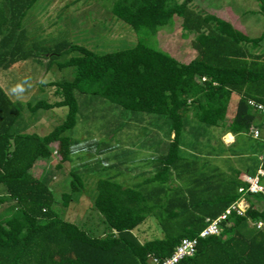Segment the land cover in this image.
<instances>
[{
    "label": "trees",
    "instance_id": "16d2710c",
    "mask_svg": "<svg viewBox=\"0 0 264 264\" xmlns=\"http://www.w3.org/2000/svg\"><path fill=\"white\" fill-rule=\"evenodd\" d=\"M38 1L0 0L1 72L36 56L29 48L24 20ZM194 1L113 0L111 9L135 31L146 30L151 35L158 36L180 23L183 37H194L191 49L195 56L187 64L141 42L131 49L101 55L65 41L55 47L53 56L77 54L58 66L73 68L75 73L71 81L44 85L43 91L46 87L53 90L55 101L25 107L0 85V264H150V256L165 260L183 240L194 239L199 240L196 255L180 264H264V210L253 202H264V194H247L249 210L244 216L233 212L222 224L221 236L199 239L209 221L242 199L240 190L247 191L249 185L236 167L226 172L224 166L205 163L182 148L189 126L211 132L222 128L236 142L250 137L259 147L246 157L254 164L247 176L264 171V141L250 136L261 116L249 105L254 101L264 106V31L252 38L238 22L223 19L216 10L197 13L191 8ZM256 2L259 9L254 12L264 18V0ZM53 60L47 62L49 69ZM76 93L99 97L132 113L162 117L166 135L174 137L163 150H159L163 143L156 145L144 161L146 171L131 169L137 162L132 148L116 153L111 142L93 151L100 158L93 169L89 157L94 155H84L100 143L91 142L81 155L78 142L68 135L76 128L80 113ZM234 96L239 101L228 122ZM25 109L30 119L40 110L65 109V119L40 136L27 132L31 123L24 117ZM213 136L216 138L214 133L206 141ZM195 140L199 141V135ZM258 154H262L261 160ZM53 159L59 169L75 166L69 171V192L62 194L61 201L52 189L49 171L41 177L32 173L37 162ZM79 159L83 163L75 165ZM94 171L109 175L97 181L91 207L105 230L96 236L64 220L57 211L58 205L67 209L75 194L85 192L83 175ZM128 171L137 172L139 180H123ZM260 183L264 187V177ZM149 218L157 221L155 229L161 230L162 237L141 242L135 232L140 233Z\"/></svg>",
    "mask_w": 264,
    "mask_h": 264
},
{
    "label": "rangeland",
    "instance_id": "374dc122",
    "mask_svg": "<svg viewBox=\"0 0 264 264\" xmlns=\"http://www.w3.org/2000/svg\"><path fill=\"white\" fill-rule=\"evenodd\" d=\"M178 1L182 3L185 0ZM113 4V0H39L28 12L24 20V28L28 32L29 48L42 59V62L35 56L9 72L0 71L1 87L11 99H19L18 101L25 107L28 103L36 104L42 100L55 101L52 95L53 90L46 87L43 91L44 85L71 81L75 73L73 68L61 69L58 66L77 54L53 56L57 54L55 47L65 41L101 55L131 49L141 42L173 55L181 63L187 64L194 58L195 55L191 49L194 37L184 38L180 23L176 22L171 28L163 29L158 36L151 35L146 30L135 31L112 14ZM191 8L204 15L210 10L212 12L216 10L215 13L223 19L232 23L239 22V26L241 25L252 38L259 37L264 31V18L255 13L259 9L256 0H195ZM236 18L239 20L237 21ZM49 59H54L50 69L47 65ZM76 96L80 107L78 123L68 135L78 142L77 148L80 154L81 150L87 148L91 142L100 143L98 147H90L92 152L85 153V157L94 155L95 150H101L105 142H111L116 147V153L125 152L129 146L136 154L135 159L137 158V162L131 166V169L135 167L137 170L146 171L148 167H145L144 161L149 156L150 150L155 147L151 145L152 142L156 137L160 139L163 145L159 150H163L164 144L170 140L166 135L167 126L162 117L132 113L95 96L79 93H76ZM237 100V98L232 100L228 114H234ZM65 113V109L49 112L40 110L37 115L31 117L36 124L28 133L42 136L49 134L53 128L64 121ZM23 114L25 118L30 119L26 109ZM246 142L251 146L255 145L250 137L246 139ZM261 148H264L263 145ZM89 159L92 168L99 166V157L94 155V158L90 156ZM75 161L77 163L75 165L83 163L80 159ZM55 164V159L50 162L39 161L32 173L35 177H41L49 171L52 189L61 201L62 194L69 192L71 182L69 171L75 166L67 164L59 169L55 167ZM123 166L128 169L127 166ZM232 167L234 168V165L224 166L223 169ZM94 172L97 174L96 171ZM109 173L111 175L114 171ZM95 174L83 175L85 192L75 194L67 209L58 205L57 211L64 220L83 227L96 236L101 235L105 230L100 223V218L92 212L91 207L96 197L97 181L107 179L109 175ZM253 202L258 210H264V202L256 200ZM147 225H151V228H146ZM157 225L156 220L149 218L141 225V232L136 231L135 234L141 242L161 238V230L155 229Z\"/></svg>",
    "mask_w": 264,
    "mask_h": 264
},
{
    "label": "crops",
    "instance_id": "0c3cea01",
    "mask_svg": "<svg viewBox=\"0 0 264 264\" xmlns=\"http://www.w3.org/2000/svg\"><path fill=\"white\" fill-rule=\"evenodd\" d=\"M240 27L242 26L240 25ZM234 98L238 99L237 100V103H238L239 97L234 96ZM237 103L235 105L234 114L228 115L229 116L228 122H230L235 115ZM32 118L30 119L31 127L29 128V130H31L36 124L33 122L34 120H32ZM29 130L27 132H29ZM188 130L189 132L187 133L185 140H184L185 141L184 144H186V146L185 145L182 146L183 150L185 149V151H188L189 153L197 156L198 158H201L202 160L205 161V163H208L209 161L213 165L219 164L220 166H226V167L234 165V167H236L237 170L243 171L242 176H241L242 180H243V177L247 175V170L254 168V164L252 160L249 161V159L246 157H249L250 155H254L255 153L254 151H256V153L257 151H259V147L256 144L251 146L248 142H246L245 138H243V140L239 142H236L237 139L230 133H223L222 128L215 129L213 132H211V131H206L199 126L192 125V126H189ZM189 133L191 134V136ZM214 133L216 136V138L213 136L215 140H213L214 139L213 138L210 141H206L207 137H209L210 135H214ZM198 135H199V141L195 140V137H198ZM173 137H174L173 135L168 136V139L170 140L167 141L166 143H169L173 139ZM216 140H218V144H216ZM157 142L158 143L153 144V145L156 146L157 144H159L160 139L157 140ZM217 146H218V149L216 148ZM213 148H216V150H214ZM155 149H157V146L153 147L152 151L149 152V155L153 154V151H155ZM225 149L234 150L237 153H235V155L229 152L228 153L222 152V154L219 153V151H223ZM258 155H260L259 160H261L262 154H258ZM225 171L230 172L229 169ZM126 174L127 175L124 177L123 180H125L127 183L139 180L138 179L139 174H137V172L136 173L134 172L135 175H132V176L129 175L130 174L129 171Z\"/></svg>",
    "mask_w": 264,
    "mask_h": 264
},
{
    "label": "built area",
    "instance_id": "2783aa9c",
    "mask_svg": "<svg viewBox=\"0 0 264 264\" xmlns=\"http://www.w3.org/2000/svg\"><path fill=\"white\" fill-rule=\"evenodd\" d=\"M249 105L256 109L261 116L259 126H254L251 128L250 136L255 140L264 141V106L259 105L254 101H249ZM262 177H264V171L262 169H260L258 175L255 177H250L247 175L244 176L243 181L249 185V188L247 191L245 189L240 190V193L243 194L242 199H240L229 210H227L224 215L216 220L209 221L208 226L199 235V239L221 236L223 233L222 224L227 221L228 217L233 212H236L239 216H244L250 208L245 196L247 194H264V187L260 183V178ZM261 227L262 225L260 224L259 228ZM198 243V239L183 240L171 257L161 260L155 256H150V264H180L183 260L192 258L196 255Z\"/></svg>",
    "mask_w": 264,
    "mask_h": 264
}]
</instances>
